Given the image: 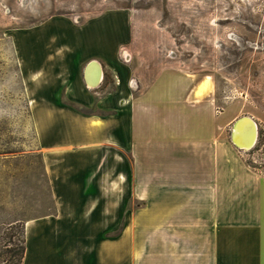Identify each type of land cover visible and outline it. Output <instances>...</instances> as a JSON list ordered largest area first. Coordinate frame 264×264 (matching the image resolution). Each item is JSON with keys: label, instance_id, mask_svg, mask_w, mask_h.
<instances>
[{"label": "crops", "instance_id": "obj_1", "mask_svg": "<svg viewBox=\"0 0 264 264\" xmlns=\"http://www.w3.org/2000/svg\"><path fill=\"white\" fill-rule=\"evenodd\" d=\"M132 35L125 7L14 31L54 201L24 222L21 264H264V173L225 135L236 117L181 68L143 76Z\"/></svg>", "mask_w": 264, "mask_h": 264}, {"label": "rangeland", "instance_id": "obj_2", "mask_svg": "<svg viewBox=\"0 0 264 264\" xmlns=\"http://www.w3.org/2000/svg\"><path fill=\"white\" fill-rule=\"evenodd\" d=\"M118 7L132 15L122 59L145 77L181 68L199 81L196 95L209 99L215 116L252 118L256 139L237 151L264 173V0H0V264L17 263L24 222L54 207L14 31L53 14L78 22ZM232 123L223 126L227 137Z\"/></svg>", "mask_w": 264, "mask_h": 264}, {"label": "bare ground", "instance_id": "obj_3", "mask_svg": "<svg viewBox=\"0 0 264 264\" xmlns=\"http://www.w3.org/2000/svg\"><path fill=\"white\" fill-rule=\"evenodd\" d=\"M101 75V67L99 63L94 62L88 68V77L91 82H97ZM200 93V89L196 94ZM257 134V126L255 121L247 116L238 117L232 130V138L235 142H252Z\"/></svg>", "mask_w": 264, "mask_h": 264}, {"label": "water", "instance_id": "obj_4", "mask_svg": "<svg viewBox=\"0 0 264 264\" xmlns=\"http://www.w3.org/2000/svg\"><path fill=\"white\" fill-rule=\"evenodd\" d=\"M94 62H97V61H95V60H90V61H88V63L85 65V68H84V77H85V79H86V82H87L88 84H90V85H94V84H96V83L99 81L100 77H101V75H100L98 81L95 82V83H94V82H91V80H90L89 77H88V68H89ZM97 63H98V62H97ZM99 65H100V64H99ZM100 67H101V66H100ZM101 73H102V69H101ZM236 121H237V118H236V119L233 121V123H232L231 133H230V139H231V141H232L236 146H238L239 148H247V147H250V146L254 143L256 137L254 138V140H253L252 142H241V143H237V142H235V141L233 140V138H232V130H233V126L235 125ZM256 135H257V134H256Z\"/></svg>", "mask_w": 264, "mask_h": 264}, {"label": "trees", "instance_id": "obj_5", "mask_svg": "<svg viewBox=\"0 0 264 264\" xmlns=\"http://www.w3.org/2000/svg\"><path fill=\"white\" fill-rule=\"evenodd\" d=\"M23 251H24V244H23V242H22V248H21L20 257H19L17 263H14V264H21Z\"/></svg>", "mask_w": 264, "mask_h": 264}]
</instances>
